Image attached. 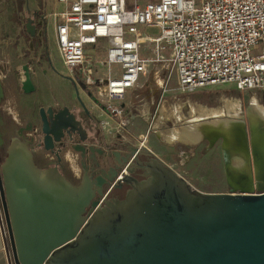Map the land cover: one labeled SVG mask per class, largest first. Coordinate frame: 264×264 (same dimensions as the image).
Masks as SVG:
<instances>
[{
	"label": "water",
	"instance_id": "1",
	"mask_svg": "<svg viewBox=\"0 0 264 264\" xmlns=\"http://www.w3.org/2000/svg\"><path fill=\"white\" fill-rule=\"evenodd\" d=\"M25 27L34 34L30 19ZM84 110L82 102L41 106L38 126L28 121L6 144L0 190L16 264H264V121L249 127L250 172L229 169L225 153L233 189L206 192L146 145L88 143ZM35 142L59 161L63 149L77 152L80 181L58 164L38 166ZM120 169L127 174L116 179ZM124 184L123 198L98 206L105 188Z\"/></svg>",
	"mask_w": 264,
	"mask_h": 264
},
{
	"label": "built area",
	"instance_id": "2",
	"mask_svg": "<svg viewBox=\"0 0 264 264\" xmlns=\"http://www.w3.org/2000/svg\"><path fill=\"white\" fill-rule=\"evenodd\" d=\"M57 2L61 7L50 16L58 52L71 80L91 89L106 111L108 119L99 121L102 132L126 129L125 93L157 66L168 70L165 84L174 72L183 92L222 83L253 94L264 89V0ZM146 26L158 27L159 33H145ZM179 151L182 165L190 154ZM121 177L122 172L116 179ZM0 233L7 263L16 264L1 190Z\"/></svg>",
	"mask_w": 264,
	"mask_h": 264
},
{
	"label": "rangeland",
	"instance_id": "3",
	"mask_svg": "<svg viewBox=\"0 0 264 264\" xmlns=\"http://www.w3.org/2000/svg\"><path fill=\"white\" fill-rule=\"evenodd\" d=\"M60 7L61 5L57 0H25L23 7L18 5V0H0V69H6L8 73H17L16 71H18L19 74H22L21 85L23 89V85L27 87L31 85L30 82L34 83L32 74L35 75V72H38V84L33 86V93L40 101L60 106H71L82 102L86 106V111L94 119V126L99 130L100 126L97 121L104 117L103 108L98 103V106L93 107L96 97L91 89H84L80 83L76 84L71 80L68 69L57 49L54 24L50 13L53 9L57 10ZM29 19L35 28L33 35L25 27ZM143 31L149 35H156L159 33V28L146 26ZM165 71L166 77L168 70L165 69ZM169 76L167 84L163 80L162 84L152 86L153 90L155 87L159 89L162 98L172 95L173 89L171 88L177 84L176 74L172 72ZM88 92L91 93L92 97L88 95ZM200 92V99L209 105H221L219 100L222 98H241L243 115L248 112L251 97L255 96L261 104L264 101V89L253 94L252 91H239L229 83L206 86ZM168 103L170 104V101ZM168 103L166 104L167 110L170 108ZM155 108L154 113L157 111ZM86 111L84 110L85 115L88 114ZM157 114L160 115V113ZM38 115L34 119L37 126ZM167 117L165 114L160 120L158 119L159 127L163 131L169 127H178L181 123L180 120L175 121ZM245 122L248 126L247 118H245ZM149 127V123H144L138 118L133 126L129 125L125 130L112 129L111 132H103V142L109 148L124 147V143H121L120 140L122 139L121 136L125 135L124 141L126 143L139 145L143 141L147 147L157 148L158 153L172 164L177 162L179 146L194 147L195 154L189 156V163L183 167L177 166L176 163V169L186 177L193 187L201 191L227 189L228 177L221 139H217L212 147L209 146V141L206 138L195 144L168 143ZM231 163L240 166L243 161L240 156L234 155Z\"/></svg>",
	"mask_w": 264,
	"mask_h": 264
},
{
	"label": "crops",
	"instance_id": "4",
	"mask_svg": "<svg viewBox=\"0 0 264 264\" xmlns=\"http://www.w3.org/2000/svg\"><path fill=\"white\" fill-rule=\"evenodd\" d=\"M55 10V9H53ZM53 21V20H52ZM8 73L6 69H0V82H1V87H2V93L3 96L1 98L0 102V134L2 135V141L3 143H0V156L5 151V147L9 139L15 134L16 130L20 126H24L27 124L28 121H33L35 117L38 115V110L39 108L44 105L45 107L47 106H54L56 108L64 107L60 105H53L50 102H42L40 101L35 93H33L34 87L37 86L38 81V72H35V75L32 74V77H34V83L30 82L31 85H28L27 87L24 86V89L21 85V81L23 79L22 74H19L18 71ZM165 69H161L160 66H157L155 68H150L148 73L146 75H143L139 82L138 85L130 88L126 91L123 104L129 109L128 110V119H129V124L127 127L130 125H134L135 122H137V119L140 118L144 123H149V128L153 129L154 132L156 133L155 129L152 128V123H154L158 116L157 113H160L161 110H164V114H169L167 117L168 119H173L175 121H178L176 118L177 114H181V123L185 124L190 121L191 117V110H194L195 112H208V110L212 108H217L221 107L224 105L225 100H232L236 98H222L219 100L222 104L221 105H209L205 101L200 99L201 92L200 90L205 87H200L192 92H183L177 87V84L172 86L171 89H173L172 95L169 97H161V93L158 88L155 87L153 90L152 86H156L158 84H162L164 77H165ZM164 76V77H163ZM158 90V91H157ZM89 93V92H88ZM239 100L242 103L241 98ZM170 101V104L168 103ZM169 104L170 108L167 110L166 104ZM74 104L71 106H68L71 108ZM96 105L94 104L93 107ZM157 107V108H155ZM177 107V108H176ZM157 110L155 113L153 112ZM243 108V104H242ZM179 109V110H178ZM160 110V111H159ZM103 111V110H102ZM168 111V113H166ZM172 112V115H171ZM178 112V113H177ZM180 112V113H179ZM104 113V119H108L106 111H103ZM162 115V116H163ZM39 117V115H38ZM160 115L158 116L159 119ZM39 119V118H38ZM152 119V121H150ZM157 119V120H158ZM210 120L212 118H209ZM136 120V121H135ZM160 120V119H159ZM188 121V122H187ZM179 124V126H180ZM246 124V122H245ZM83 127L87 129V132L89 135H92V132H94V128H92L90 123H87L86 121H83ZM126 127V128H127ZM170 128V127H169ZM246 130L248 131L249 125L247 126L246 124ZM249 132V131H248ZM30 135V134H28ZM103 132L101 131V136L98 139H92L89 140L88 143H96L99 147L105 148L107 151H110L111 149H122L123 146H117L113 148H109L104 142H103ZM122 139L120 140L121 143H126L125 140V135L121 136ZM206 138L208 141L209 139ZM221 139V137H218L215 139ZM215 141L213 143H210L209 141V146L212 147L214 145ZM223 141V140H222ZM223 144V142H222ZM158 157H160L162 160H164L167 164L169 165H176L177 166H186L189 163V159L182 165L179 163V150H186L189 152L190 156L194 155V147L192 148H184L182 146L178 147V152H177V162L175 163H170L168 162L164 157H162L158 151L157 148H154L153 146H148ZM223 152L224 156L225 152L224 148L225 145H223ZM229 148V147H228ZM33 151L37 154V162L36 164L41 167H46L48 165L52 164V155L50 152L45 151L42 148L37 147V142L34 143L33 145ZM5 154V153H4ZM3 155V154H2ZM63 156V167L60 168L62 173L68 177L69 179L72 178H79L80 173H81V168L79 166V154L76 153L75 151L69 149L66 152H64ZM4 157V156H3ZM66 163V167H65ZM205 191V190H203ZM229 191L228 189L225 190H212V191H207V192H227ZM0 264H8L6 260V255L5 252L3 251V239L0 233Z\"/></svg>",
	"mask_w": 264,
	"mask_h": 264
},
{
	"label": "bare ground",
	"instance_id": "5",
	"mask_svg": "<svg viewBox=\"0 0 264 264\" xmlns=\"http://www.w3.org/2000/svg\"><path fill=\"white\" fill-rule=\"evenodd\" d=\"M247 111L243 115L242 103L239 98H236L225 100L223 106L212 108L205 113H197L191 110L190 121L185 124L183 122L178 127L173 126L163 131L160 129L159 121L157 120L153 123L152 128L168 143L195 144L204 137H207L210 143H213L216 138L221 137L223 140L224 137L225 139L222 142L227 152V167L240 173H248L252 165L248 145L249 128L247 131L245 118L249 121V127L250 125L257 126L261 121H264V105L253 96L249 100ZM163 114L164 110L162 109L159 119L162 118ZM180 115H176L178 120L182 118ZM209 118L212 119L210 120ZM234 155L240 156L243 164L240 166L232 164L231 159Z\"/></svg>",
	"mask_w": 264,
	"mask_h": 264
},
{
	"label": "flooded vegetation",
	"instance_id": "6",
	"mask_svg": "<svg viewBox=\"0 0 264 264\" xmlns=\"http://www.w3.org/2000/svg\"><path fill=\"white\" fill-rule=\"evenodd\" d=\"M78 119H80L81 120V122H82V124H83V121H86L87 123H90L91 124V126H92V128H94V132H92V135H89L88 134V132H87V134H88V137L89 138H91V139H98L100 136H101V131L100 130H98V129H96V127L94 126V124H93V121H88V118H87V116L84 114V113H82V117L80 118L79 116H78ZM95 146H98L96 143H93ZM34 145V144H33ZM33 145L31 146V148H32V150H33ZM37 147H38V145H37ZM99 147V146H98ZM40 148V147H39ZM42 148V147H41ZM102 148V147H101ZM43 149V148H42ZM103 149H105V148H103ZM123 149V148H122ZM121 149V150H122ZM5 150V149H4ZM69 150V149H68ZM106 150V149H105ZM118 150H120V149H118ZM67 151V150H66ZM64 149L61 151V160L59 161L58 160V158L56 157V155L54 154V153H51V155H52V164L51 165H53V164H58V167H59V169L60 168H62L63 167V154H64V152H66ZM107 151V150H106ZM34 152V151H33ZM4 153H5V151H3V155L1 154V156H0V160H2V158H3V156H4ZM77 153V152H76ZM140 158H142V159H145L146 158V156H140ZM34 160L37 162V154L34 152ZM79 161H80V158H79ZM89 164H90V162H88ZM225 163H226V159H225ZM79 164V166H80V168H81V173H80V176H79V178H72V179H70V180H72L73 182H75V183H78L79 181H80V179H81V177H82V175H83V169H82V167H81V165H80V162L78 163ZM61 171V170H60ZM62 172V171H61ZM120 172H122V175H124V174H127V171L126 172H124L123 171V169H120L119 170V172L118 173H120ZM141 171L140 170H136V172L135 173H133L132 175L134 176V177H136L137 179H139V180H141V179H143L144 177L141 175ZM111 188H110V190H109V192H108V194H107V196H106V198H105V200H104V202L106 201V200H113V199H120V198H123V196H124V194H125V191L127 190V188H128V185H126V184H124L121 188H112V186H110ZM108 188V187H107ZM107 188H105V189H107ZM227 189L229 190V191H231L232 189H233V187L231 186V184L229 183V181H227Z\"/></svg>",
	"mask_w": 264,
	"mask_h": 264
},
{
	"label": "trees",
	"instance_id": "7",
	"mask_svg": "<svg viewBox=\"0 0 264 264\" xmlns=\"http://www.w3.org/2000/svg\"><path fill=\"white\" fill-rule=\"evenodd\" d=\"M24 4H25V0H18V5L20 7H23ZM262 103L264 104V101Z\"/></svg>",
	"mask_w": 264,
	"mask_h": 264
}]
</instances>
